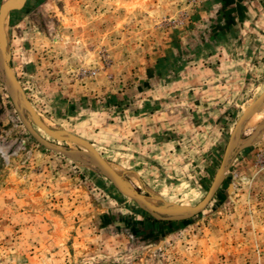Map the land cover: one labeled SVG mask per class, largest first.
<instances>
[{"label":"rangeland","instance_id":"rangeland-1","mask_svg":"<svg viewBox=\"0 0 264 264\" xmlns=\"http://www.w3.org/2000/svg\"><path fill=\"white\" fill-rule=\"evenodd\" d=\"M6 23L13 70L47 125L164 204L205 198L264 92V0H27ZM263 114L209 205L161 220L40 144L0 80V264H264Z\"/></svg>","mask_w":264,"mask_h":264},{"label":"water","instance_id":"water-1","mask_svg":"<svg viewBox=\"0 0 264 264\" xmlns=\"http://www.w3.org/2000/svg\"><path fill=\"white\" fill-rule=\"evenodd\" d=\"M27 0H9L3 2L0 6V80L6 86L8 93L14 103L15 108L17 109L20 118L26 128L29 130L31 135L44 147L47 149L53 150L58 153L65 154L75 159H79L86 163L87 165L98 169L104 176H106L114 186L124 192L125 194L131 196L133 198L132 201L136 202L142 209L151 214L152 216L161 219V220H182L187 219L189 217L195 216L202 212L212 201L214 196L216 195L218 189L223 184L226 174L243 148H245L246 144L241 142V133L245 126V122L248 120L255 106L264 99V92L257 98L254 103L245 111V113L240 116L237 120V124L235 125V129L233 133L230 135L229 141L226 145V149L221 161L219 168L216 171L213 182L207 192L205 198L189 208L188 212H184V206H179L175 204H167L165 206H154L149 201L146 200L145 195L140 193L137 188L127 179L122 177L119 172L118 175L115 174L113 169L104 159H97L91 154H87L78 150H69V146H65L59 143H69L75 142L77 144L86 146L87 148L93 150L92 145L89 141L84 140L75 135H61L63 134L60 131L52 130L47 127L48 124L40 114L36 113L33 108L32 102L28 98L26 92L24 91L20 81L18 80L13 67L10 62V55L7 51V42H6V32H5V18H8L13 11L21 10L26 3ZM7 24V23H6ZM22 107L23 110H29L32 114L33 121L29 122L23 115V111L19 109ZM39 112V111H38ZM33 123L37 126L43 128L45 132L51 136L54 142L46 140L43 138L34 128ZM49 125V124H48ZM58 132V133H56ZM57 142V143H56ZM82 156L89 159L86 160ZM109 162V161H108Z\"/></svg>","mask_w":264,"mask_h":264},{"label":"bare ground","instance_id":"bare-ground-1","mask_svg":"<svg viewBox=\"0 0 264 264\" xmlns=\"http://www.w3.org/2000/svg\"><path fill=\"white\" fill-rule=\"evenodd\" d=\"M6 1H9V0H4V2H6ZM6 20H7V18H5V25H6ZM5 32H6V26H5ZM19 109H21V111H23V115H24V117L26 118V120L27 121H29V122H32L33 121V117H32V114H31V112L29 111V110H23V108L21 107L20 108V106H19ZM36 111V110H35ZM259 112V111H261V114L262 113H264V99L263 100H261L256 106H255V108L253 109V111H252V113H251V115L249 116V118H248V120L251 118V116L255 113V112ZM37 113V112H36ZM38 114V113H37ZM39 115V114H38ZM256 115V114H255ZM40 117V116H39ZM261 118V117H260ZM262 118L264 119V114L262 115ZM247 120V121H248ZM247 121L245 122V124L247 123ZM260 121V120H259ZM264 121V120H263ZM251 122V121H250ZM257 122V121H256ZM261 123V122H260ZM47 125V124H46ZM249 125V124H248ZM47 127L49 128V129H52V130H54L55 131V128H52V127H50V126H48L47 125ZM36 130V129H35ZM37 131V130H36ZM234 131V130H233ZM38 132V131H37ZM39 133V132H38ZM56 133H58V132H56ZM63 133V132H62ZM233 133V132H232ZM231 133V134H232ZM40 134V133H39ZM41 135V134H40ZM61 135H64V134H61ZM42 136V135H41ZM43 137V136H42ZM44 138V137H43ZM46 139V138H45ZM46 140H48V139H46ZM50 141V140H49ZM53 142V141H52ZM73 143H75V142H73ZM72 142H70V146L68 147V149L69 150H78V151H82V152H85V153H87V154H91L92 156H94L95 158H97V159H104V157H102L101 155H99L98 153H96L94 150H91V149H89V148H87L86 146H83V145H80L81 147L80 148H78V147H76L74 144H73ZM57 144H59V143H57ZM83 158H85L86 160H88V162H89V159L88 158H86V157H84V156H82ZM105 160V159H104ZM106 161V160H105ZM109 165H110V167L113 169V171L115 172V174L116 175H118V172H116V168L114 169V167L112 166V164H110L109 162H107ZM119 166V165H118ZM119 168L121 169V166H119ZM126 169V168H125ZM121 170H124V168L123 169H121ZM124 172H125V170H124ZM126 173V172H125ZM138 180V179H137ZM123 194H125L124 192H122ZM125 195H127V194H125ZM207 195V194H206ZM127 196H129V195H127ZM129 197H131V196H129ZM132 198V197H131ZM145 198H146V200L147 201H149L152 205H154V206H165V205H167V204H164V203H162L161 201H160V199H158V198H150V197H147V196H145ZM133 199V198H132ZM169 204H172V203H169ZM189 208L190 207H186V206H184V208H183V210H184V212H188V210H189Z\"/></svg>","mask_w":264,"mask_h":264},{"label":"crops","instance_id":"crops-1","mask_svg":"<svg viewBox=\"0 0 264 264\" xmlns=\"http://www.w3.org/2000/svg\"><path fill=\"white\" fill-rule=\"evenodd\" d=\"M251 0H249L248 2H246L245 0V4L246 3H249ZM228 36H231V34H227ZM258 35L261 37L262 34H257V32L253 31V30H249L248 32L247 31H241V32H238V36L237 38H242V41L245 40L246 38L248 39H253L255 37V39H257ZM264 36V35H263ZM225 37V36H224ZM210 47V46H209ZM245 47V46H244ZM219 50V54L220 53H225V52H228V49L227 47H224L223 45H211V48H209L207 50V53H212L214 54L215 51L217 52ZM166 51L165 50H162V52ZM213 55H211L210 57H212ZM220 59H222L220 56H219ZM207 68H210L209 66L208 67H205L203 70H206ZM203 70H201L203 72Z\"/></svg>","mask_w":264,"mask_h":264}]
</instances>
